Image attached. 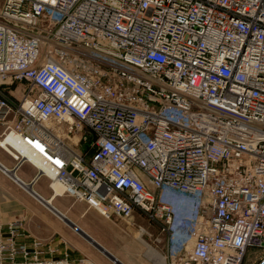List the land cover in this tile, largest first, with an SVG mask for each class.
<instances>
[{
	"label": "built area",
	"instance_id": "built-area-1",
	"mask_svg": "<svg viewBox=\"0 0 264 264\" xmlns=\"http://www.w3.org/2000/svg\"><path fill=\"white\" fill-rule=\"evenodd\" d=\"M0 124L54 193L159 225L167 264L264 261V0H0ZM26 222L0 264H92Z\"/></svg>",
	"mask_w": 264,
	"mask_h": 264
},
{
	"label": "rangeland",
	"instance_id": "rangeland-1",
	"mask_svg": "<svg viewBox=\"0 0 264 264\" xmlns=\"http://www.w3.org/2000/svg\"><path fill=\"white\" fill-rule=\"evenodd\" d=\"M46 51L47 46L44 45L43 52L46 53ZM17 85L24 84L18 83ZM49 125L52 128L59 127L57 122H51ZM63 137H67L66 141L71 143L68 136ZM40 181L41 183L47 184L48 178L46 176H42ZM29 190L36 196L40 197V195L34 191L33 185ZM36 199L38 200V198ZM59 200L62 201V204L57 208L56 206L58 205ZM54 204L58 210L65 213L69 219L79 225L98 243L106 247L112 255L118 257V259L124 264H154L153 260L151 261L149 259L150 255L147 252L148 248L138 237L141 236L139 235L141 230L140 225L146 230L143 235L144 240H146V242H148L161 254H167V235L161 233L159 225L151 221L144 214L138 213L129 219L121 218L119 216H112L108 219L96 209L89 207L86 202L77 200L70 195L60 196L55 200ZM40 206L47 213H51L62 226L55 228L48 222L49 224H47V226L44 225L43 228H39L37 230L39 234H43L48 238L53 233H56L59 237L66 239L74 251L80 253L82 257H87V259H89L93 264H119L113 261L111 256L106 253H102L99 250L98 245L90 241L82 234H79L74 227L61 218L53 211V209H48V207L44 206L42 202H40ZM53 212L55 214H53ZM178 215L179 217L190 215L193 219H195L197 216L196 207L192 204L189 206L179 205ZM47 228H49L50 231L46 233ZM159 236L162 238L161 242L157 240V237ZM261 262L262 259L261 256H258L257 249L251 248L246 256L244 264H259Z\"/></svg>",
	"mask_w": 264,
	"mask_h": 264
},
{
	"label": "crops",
	"instance_id": "crops-1",
	"mask_svg": "<svg viewBox=\"0 0 264 264\" xmlns=\"http://www.w3.org/2000/svg\"><path fill=\"white\" fill-rule=\"evenodd\" d=\"M11 87L13 97L21 99L24 85L16 84ZM2 131L3 126L0 124V134ZM0 164L2 165H0V223L24 214L27 217V229L34 236L43 239L47 238V236L39 234L37 232L39 228L41 229L44 225L47 226L49 223L55 228L61 227L62 225H60L59 221H57L51 213H47L41 208L40 202L34 196L35 194H33L32 191L30 192L25 185L19 182L22 181V183L33 184L34 191L40 195V197L47 200V198L53 195V191L49 185V179L47 184L41 183L40 178L35 181L37 169L29 162H24L22 165L18 166L17 161L2 147H0ZM3 167L7 168L9 171L4 170ZM13 171L16 172L19 179L14 178ZM61 204L62 201L59 200L56 207H60ZM43 205L46 206L45 204ZM53 214L55 213L53 212ZM49 231V228H47L46 233ZM72 257L79 258L82 256L73 249Z\"/></svg>",
	"mask_w": 264,
	"mask_h": 264
},
{
	"label": "bare ground",
	"instance_id": "bare-ground-1",
	"mask_svg": "<svg viewBox=\"0 0 264 264\" xmlns=\"http://www.w3.org/2000/svg\"><path fill=\"white\" fill-rule=\"evenodd\" d=\"M0 142L2 143V145H5V143L0 139ZM31 157V159L32 160H35V158L32 156V155H30ZM7 169V168H6ZM6 169H4V170H6ZM16 171V170H15ZM15 171H13V174H14V178L15 179H19L18 178V176H17V174H16V172ZM38 180V179H37ZM36 179H35V181H37ZM21 184H23L24 185V183H22L21 181H19ZM52 182L49 180V185L51 184ZM54 188H55V191H56V193H54L53 192V195L51 196V197H49V198H47V200H45V198H42V197H38V196H36V195H34L36 198H38V200L40 201V202H42L43 204H45L49 209H50V207L48 206V204H50V206L52 207H55L54 205V201H55V199H57L58 198V196L60 197V196H64L65 194H63V187L60 185V184H58V183H56V184H54ZM53 191V190H52ZM45 201H47L48 203H46V202H44V200ZM56 208V207H55ZM57 209V208H56ZM58 210V209H57ZM58 211H60V210H58ZM63 215H65V216H67L65 213H63L62 211H60ZM85 231V230H84ZM86 232V231H85ZM146 232V230H145V228H141V230H140V234L139 235H141V236H138L139 237V239H140V241L144 244V245H146V247L148 248L147 249V252L149 253V255H150V257H149V259L152 261L153 260V262H154V264H166V261H165V259H164V257L162 256V255H160V252L159 251H157L153 246H151L148 242H146V240H144V238H143V235H144V233ZM87 233V232H86ZM80 234V233H79ZM106 248V247H105ZM107 249V248H106ZM99 250L102 252V253H104V251H103V249H100L99 248ZM146 253V252H145ZM147 256V255H146ZM148 257V256H147ZM118 258V257H117ZM113 261H115L116 262V260L115 259H113ZM116 263H118V262H116ZM93 264V263H92Z\"/></svg>",
	"mask_w": 264,
	"mask_h": 264
},
{
	"label": "water",
	"instance_id": "water-1",
	"mask_svg": "<svg viewBox=\"0 0 264 264\" xmlns=\"http://www.w3.org/2000/svg\"><path fill=\"white\" fill-rule=\"evenodd\" d=\"M1 165V164H0ZM2 166V165H1ZM4 168V167H3ZM6 169V168H4ZM6 171H9L8 169H6ZM22 182V181H21ZM24 185L30 189L32 187L33 184H26L24 183ZM44 200V199H43ZM44 202L48 203L47 201L44 200ZM48 206L53 209L54 212H56L61 218H63L67 223H69L72 227H74L80 234H82L83 236L87 237L90 241H92L93 243H95L96 245L99 246L100 249H103L104 253H106L107 255L111 256L113 259L116 260V262H118L119 264H124L123 262H121L117 257H115L114 255H112L103 245H101L100 243H98L95 239H93L88 233H86L79 225H77L75 222H73L71 219H69L67 216L63 215L60 211H58L55 207H51L50 204H48ZM259 264H264V261H262Z\"/></svg>",
	"mask_w": 264,
	"mask_h": 264
},
{
	"label": "trees",
	"instance_id": "trees-1",
	"mask_svg": "<svg viewBox=\"0 0 264 264\" xmlns=\"http://www.w3.org/2000/svg\"><path fill=\"white\" fill-rule=\"evenodd\" d=\"M86 147V146H85Z\"/></svg>",
	"mask_w": 264,
	"mask_h": 264
}]
</instances>
